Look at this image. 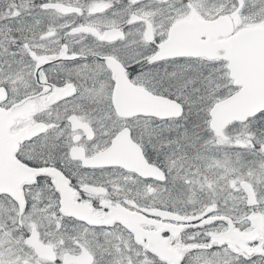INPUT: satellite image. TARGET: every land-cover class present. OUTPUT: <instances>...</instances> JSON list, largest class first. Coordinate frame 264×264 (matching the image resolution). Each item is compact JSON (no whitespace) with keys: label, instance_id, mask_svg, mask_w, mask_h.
I'll return each mask as SVG.
<instances>
[{"label":"snow or ice","instance_id":"obj_1","mask_svg":"<svg viewBox=\"0 0 264 264\" xmlns=\"http://www.w3.org/2000/svg\"><path fill=\"white\" fill-rule=\"evenodd\" d=\"M0 264H264V0H0Z\"/></svg>","mask_w":264,"mask_h":264}]
</instances>
